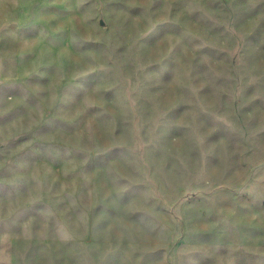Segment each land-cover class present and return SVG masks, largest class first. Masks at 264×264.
<instances>
[{
  "label": "rangeland",
  "instance_id": "obj_1",
  "mask_svg": "<svg viewBox=\"0 0 264 264\" xmlns=\"http://www.w3.org/2000/svg\"><path fill=\"white\" fill-rule=\"evenodd\" d=\"M0 264H264V0H0Z\"/></svg>",
  "mask_w": 264,
  "mask_h": 264
}]
</instances>
